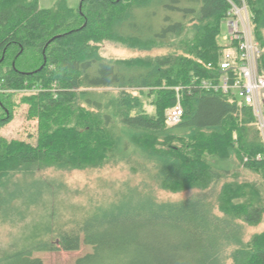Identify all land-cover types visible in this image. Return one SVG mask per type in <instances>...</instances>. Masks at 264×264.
Segmentation results:
<instances>
[{"label": "trees", "instance_id": "trees-1", "mask_svg": "<svg viewBox=\"0 0 264 264\" xmlns=\"http://www.w3.org/2000/svg\"><path fill=\"white\" fill-rule=\"evenodd\" d=\"M244 2L264 76V0ZM157 4L182 22L166 18L149 38L121 33L133 11ZM228 9L227 0H81L75 11L63 0L51 9H41L38 0H0V132L13 118L14 94L37 92L20 101L26 120L37 121L36 141L0 134V218L34 219L28 243L4 253L0 264H42L34 253L82 247L88 252L72 264H224L226 252L232 264H264V234L249 245L242 239L243 226L259 223L264 206L238 201L252 190L264 203L257 121L231 93L200 87L217 84L224 72L219 65L232 47L219 36ZM104 42L144 57L106 60L99 53ZM175 88L183 115L170 124L165 112L175 105ZM143 98H151L154 113L146 112ZM261 107L264 117V93ZM121 164L165 190L198 193L158 202L130 191L75 216L81 207L65 205L51 179L37 178L51 168ZM243 171L262 176V184L239 182ZM220 184L218 216L213 192Z\"/></svg>", "mask_w": 264, "mask_h": 264}, {"label": "rangeland", "instance_id": "rangeland-1", "mask_svg": "<svg viewBox=\"0 0 264 264\" xmlns=\"http://www.w3.org/2000/svg\"><path fill=\"white\" fill-rule=\"evenodd\" d=\"M61 0H38L41 9H51ZM164 0H162L163 2ZM65 6L71 10L79 9L81 0H63ZM181 7L186 2H181ZM133 21L131 24H125V28L121 29L122 34H135L140 37L149 38L154 33L160 32V29L168 23L166 18L174 21L182 22L179 15L172 8L159 9V4L155 8H145L133 11ZM190 18V17H189ZM228 30L224 24L221 25L219 36L220 43H227ZM172 42V41H169ZM258 44V43H257ZM168 48L162 52L165 53ZM162 50V49H161ZM168 51V50H167ZM166 51V52H167ZM162 52L157 51L156 54ZM99 53L106 60L123 61L130 60L141 56L138 52L129 50L117 43L104 42L100 45ZM144 57V56H141ZM56 90V86L51 89ZM37 92L29 90L19 91L14 94L13 102V118L2 128L0 134L8 140H27L34 143L37 139V121L26 120L27 106L21 104L22 97L36 95ZM144 107L147 113H154V108L150 106L151 98H143ZM262 112V108H261ZM263 116V113H262ZM264 118V117H263ZM261 135V134H260ZM263 140V137L261 135ZM264 143V140H263ZM151 174V173H150ZM51 179L53 187H55L54 196L63 201H68L67 204H74L81 207L80 210L73 212L75 216L85 213L89 209H98L107 207L110 204L117 202L125 193L143 194L148 196L152 194L153 198L158 202H178L186 200L198 191L192 189L185 192L173 193L162 188L159 181L144 173H136L131 171L126 165L107 166L103 169H87L85 171L60 170L56 168L48 169L39 173L37 178ZM230 182V180H227ZM239 182H247L249 184L261 185L263 178L259 174H248L246 171L241 173ZM221 184L213 192L216 194V199L213 204L217 203V196ZM264 192V186L262 187ZM54 191V188L51 189ZM44 194V193H43ZM244 207H263L261 195L254 194L249 190L243 201ZM251 204V205H249ZM246 208V210H248ZM35 208H32L34 210ZM215 212L218 216L221 214L215 207ZM264 213V212H263ZM66 214H70V209ZM5 217L0 218V257L14 248L24 246L28 243L26 237L30 236L34 226V219L31 214H25L22 218L15 217L11 222L10 217L5 222ZM39 219V218H38ZM5 222V223H4ZM264 234V215L261 221L255 225L243 226L242 239L244 243L251 244L256 238ZM87 247H82L77 252H57V253H34V257L39 258L42 264H72L73 261L88 252ZM225 251V250H224ZM224 264H232L231 260L226 255L223 259Z\"/></svg>", "mask_w": 264, "mask_h": 264}, {"label": "built area", "instance_id": "built-area-1", "mask_svg": "<svg viewBox=\"0 0 264 264\" xmlns=\"http://www.w3.org/2000/svg\"><path fill=\"white\" fill-rule=\"evenodd\" d=\"M227 2L229 9L223 21L229 35L227 45L231 46L232 49L224 54L223 60L219 65L224 72L218 83L202 81L200 87L213 93H231L239 104L251 109L264 140V118L261 112L264 76L260 75L258 71L260 51L259 45L252 37V15L244 0H227ZM227 70H233L234 76L230 77L225 74ZM175 92V105L165 112V117L170 124L178 123L183 115V109L178 97L179 88H175ZM261 158V156L256 157L258 161Z\"/></svg>", "mask_w": 264, "mask_h": 264}, {"label": "crops", "instance_id": "crops-1", "mask_svg": "<svg viewBox=\"0 0 264 264\" xmlns=\"http://www.w3.org/2000/svg\"><path fill=\"white\" fill-rule=\"evenodd\" d=\"M223 24L225 25L224 21H223ZM226 26V25H225ZM227 44V43H226Z\"/></svg>", "mask_w": 264, "mask_h": 264}, {"label": "water", "instance_id": "water-1", "mask_svg": "<svg viewBox=\"0 0 264 264\" xmlns=\"http://www.w3.org/2000/svg\"><path fill=\"white\" fill-rule=\"evenodd\" d=\"M79 10H80V5H79Z\"/></svg>", "mask_w": 264, "mask_h": 264}, {"label": "bare ground", "instance_id": "bare-ground-1", "mask_svg": "<svg viewBox=\"0 0 264 264\" xmlns=\"http://www.w3.org/2000/svg\"><path fill=\"white\" fill-rule=\"evenodd\" d=\"M166 122V121H165Z\"/></svg>", "mask_w": 264, "mask_h": 264}]
</instances>
